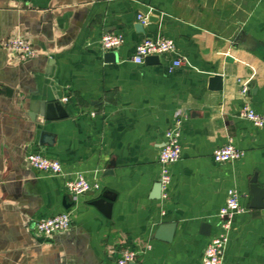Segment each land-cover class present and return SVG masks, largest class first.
<instances>
[{"label": "crops", "instance_id": "crops-1", "mask_svg": "<svg viewBox=\"0 0 264 264\" xmlns=\"http://www.w3.org/2000/svg\"><path fill=\"white\" fill-rule=\"evenodd\" d=\"M106 32L125 38L115 61L98 44ZM13 34L34 57L4 47ZM145 37L172 39L182 65L168 72L171 55L133 62ZM55 98L67 116L45 119L41 102ZM244 102L264 114V0H0V264H117L126 249L142 251L128 264H201L230 188L244 210L223 264H264V207L250 206L252 177L264 187V128L238 115ZM177 120L181 156L168 196L154 197L158 155ZM227 143L243 155L214 161ZM35 151L99 189L75 201L64 177L27 163ZM98 198L111 202L109 216L92 204ZM63 211L69 229L35 234L36 219ZM159 226L170 240L155 237Z\"/></svg>", "mask_w": 264, "mask_h": 264}, {"label": "built area", "instance_id": "built-area-1", "mask_svg": "<svg viewBox=\"0 0 264 264\" xmlns=\"http://www.w3.org/2000/svg\"><path fill=\"white\" fill-rule=\"evenodd\" d=\"M138 20L145 24V19L142 15L138 16ZM124 40V35L121 32H106L101 35L98 44L102 53L105 54L116 51L124 43ZM3 45L18 60H25L35 56V49L32 43L22 35H10ZM170 55V63L167 66L168 72H172L173 69L183 63L182 56L176 52L174 41L165 37H145L136 44L131 60L141 64L145 62V58L148 56L161 57ZM241 92L243 94L248 92L247 85L244 83L241 84ZM64 99L66 100V98ZM238 115L251 122L255 127L264 128V114L257 112L248 102H244L239 107ZM180 135L181 123L177 120L165 132V140L158 155L160 167L158 182L161 188L160 196L163 198L168 196L167 189L171 180L170 166L177 162L181 156ZM242 155L243 152L232 143L217 147L212 153L213 160L220 163L236 161ZM25 159L31 167L38 171L64 177V189L75 201L80 196L99 189V183L96 180H88L82 174L74 175L71 178L66 177L63 165L59 161L48 158L39 152H29L26 154ZM240 198L241 193L237 189H228L224 204L215 215V225L218 231L206 243L201 264H223L224 251L229 240V233L232 229L234 218L244 210L241 206ZM71 223V213L63 211L49 217L36 219L34 231L38 236L49 238L69 229ZM141 253V250L126 249L118 255L116 263L128 264L137 261Z\"/></svg>", "mask_w": 264, "mask_h": 264}, {"label": "water", "instance_id": "water-1", "mask_svg": "<svg viewBox=\"0 0 264 264\" xmlns=\"http://www.w3.org/2000/svg\"><path fill=\"white\" fill-rule=\"evenodd\" d=\"M105 60L109 61H115L116 60V53L115 51L105 53ZM146 62L150 63H157L159 61L158 56H148L145 58ZM210 86L212 89H220L221 88V78L220 75H213L210 78ZM56 99V100H55ZM54 100H49L45 103L41 102V108L44 109V117L48 120H55L64 118L67 116V113L65 111V108L63 107L62 103L58 101L57 98ZM46 132L42 131L39 138V144L43 143V140H45ZM160 183L158 182L155 186L154 190V197H160ZM250 193H251V202L250 206L255 209H261L264 207V187H259L256 180V175H254L251 179V185H250ZM92 204L99 209L104 215L109 216L110 215V209H111V202L106 201L104 198H98L92 201ZM155 237L161 238L164 240H170L171 234L169 232H164L162 226H159L157 229V232L155 234Z\"/></svg>", "mask_w": 264, "mask_h": 264}]
</instances>
